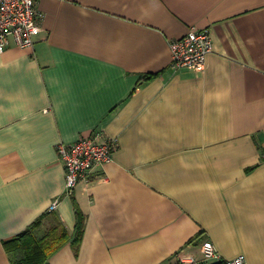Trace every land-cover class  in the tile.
Masks as SVG:
<instances>
[{
	"label": "crops",
	"instance_id": "1",
	"mask_svg": "<svg viewBox=\"0 0 264 264\" xmlns=\"http://www.w3.org/2000/svg\"><path fill=\"white\" fill-rule=\"evenodd\" d=\"M37 7L35 45L0 52V264L42 215L38 235L58 218L73 238L75 201L82 241L50 264H174L208 240L264 264V0ZM193 26L213 38L203 73L172 68ZM82 137L118 145L74 198L56 146Z\"/></svg>",
	"mask_w": 264,
	"mask_h": 264
},
{
	"label": "built area",
	"instance_id": "2",
	"mask_svg": "<svg viewBox=\"0 0 264 264\" xmlns=\"http://www.w3.org/2000/svg\"><path fill=\"white\" fill-rule=\"evenodd\" d=\"M43 14L37 7V0H0V52L12 42L21 47H33L37 36L42 32ZM172 68H188L195 73L206 69L207 55L214 49L213 38L209 28L193 26L181 38L171 41ZM117 140L99 142L94 137H82L73 144L60 142L57 152L66 169V192L71 195L80 182H89L95 168L113 160L117 149ZM59 200L50 206V211L57 209ZM206 259H218L220 254L211 241L202 245ZM190 256L184 262H194ZM226 264H249L244 255L226 259Z\"/></svg>",
	"mask_w": 264,
	"mask_h": 264
},
{
	"label": "trees",
	"instance_id": "3",
	"mask_svg": "<svg viewBox=\"0 0 264 264\" xmlns=\"http://www.w3.org/2000/svg\"><path fill=\"white\" fill-rule=\"evenodd\" d=\"M74 192L71 194L72 197ZM75 198V197H74ZM76 228L73 238L70 236L66 226L58 218L52 228L44 235L37 234V229L42 225V215L34 221L28 229L17 234L5 242L8 254L13 264H50L51 256L66 242L72 241L75 249L80 245L85 228L86 216L75 201ZM78 253V251H76ZM174 264H226V259H195L194 262H184L177 258Z\"/></svg>",
	"mask_w": 264,
	"mask_h": 264
},
{
	"label": "rangeland",
	"instance_id": "4",
	"mask_svg": "<svg viewBox=\"0 0 264 264\" xmlns=\"http://www.w3.org/2000/svg\"><path fill=\"white\" fill-rule=\"evenodd\" d=\"M188 257H190V256H188ZM188 257H182L181 259L186 260ZM186 261H188V260H186Z\"/></svg>",
	"mask_w": 264,
	"mask_h": 264
},
{
	"label": "bare ground",
	"instance_id": "5",
	"mask_svg": "<svg viewBox=\"0 0 264 264\" xmlns=\"http://www.w3.org/2000/svg\"><path fill=\"white\" fill-rule=\"evenodd\" d=\"M41 25H42V23H41ZM43 27V26H42Z\"/></svg>",
	"mask_w": 264,
	"mask_h": 264
}]
</instances>
